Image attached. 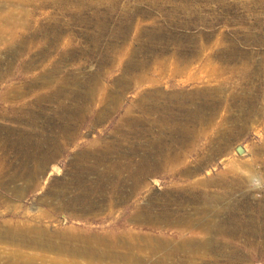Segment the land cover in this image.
Masks as SVG:
<instances>
[{"label":"rangeland","instance_id":"374dc122","mask_svg":"<svg viewBox=\"0 0 264 264\" xmlns=\"http://www.w3.org/2000/svg\"><path fill=\"white\" fill-rule=\"evenodd\" d=\"M31 1L0 0V223L132 230L143 264H264V0ZM199 219L208 253L164 258ZM92 251L66 257L133 264Z\"/></svg>","mask_w":264,"mask_h":264},{"label":"bare ground","instance_id":"6f19581e","mask_svg":"<svg viewBox=\"0 0 264 264\" xmlns=\"http://www.w3.org/2000/svg\"><path fill=\"white\" fill-rule=\"evenodd\" d=\"M34 1L35 0H32L31 4L33 8L35 7L36 9L37 8L42 9L45 6L51 5L52 3L55 2V0H38L36 3ZM59 1L63 6H66L67 4L69 5L72 4L79 6L80 9L81 7L90 8V9L105 7L109 10H114L120 7L119 0H59ZM105 1H108L106 2L107 4L105 3ZM196 1L198 0H151V3L152 6L160 7V9H165V6H167L169 3V5L173 6L175 9L188 10L190 8L198 9L193 6V4ZM204 1L211 2L213 0H204ZM219 2H223V1L219 0ZM128 8L129 6L126 3L123 4V9H128ZM126 17L131 19L130 21L132 22L136 20V18H134L133 16L126 15ZM128 18L126 19L129 20ZM140 19L142 18H139L137 20ZM210 212L212 214H216L218 210L212 208L210 209ZM24 216L25 218L23 217L24 218L23 220L6 219L0 223V241L7 240L10 242V246L8 248L4 246H0V253L1 254L4 253L7 257L10 258L11 264H70V260L72 258L70 259L66 257L67 255H71L72 253H76L77 251L80 250H84V252H87V254L89 253L90 255L93 252L92 250H97V249L104 250L105 257L113 255L112 257L116 259V255H114V253L122 252L117 256V259H121L125 263L130 262L133 264H143L141 255H139V251H141V249L143 248L141 246L143 245L140 246L138 244V241L137 244L134 243L135 233L132 230H125L121 233L119 232H113V233L86 232L85 233L79 231H78L79 233L76 231L75 233H70L68 232V230L53 231L48 229V227H45V225L43 226L42 224H40V222L38 223L35 216L31 217L27 213H25ZM31 220L35 222H32ZM177 223L178 225L180 224L181 226H183L184 230L177 231L178 238L164 239L167 246L166 248L170 246L164 258L175 255L182 256L187 252L194 251V249L199 250L200 252L203 251L205 254H207L208 251L211 249V245H213L215 242L211 244V239L209 240L206 238L201 240V238L199 239V237L201 236V234H210L212 231L217 230L215 229L217 227L216 226L217 221L215 223L210 219H207L206 221H202L199 219V220H190L186 222L177 221ZM195 225L197 226L200 225L199 230L197 228H194ZM188 230L189 232L191 231V234L189 236L187 235L188 237H186L184 231L187 232ZM233 230L231 232H233ZM224 234L227 233L220 234L222 238L225 236ZM152 239L154 241H157L158 244L161 246L159 242L163 240L160 237L154 235L149 236L148 243H151ZM219 239H216L214 241H220ZM192 244H196L197 246L193 247ZM148 246L150 245L148 244ZM187 247L190 249L189 251L186 250ZM238 257L242 262L247 258L240 256ZM88 261H94V260L91 258L88 259Z\"/></svg>","mask_w":264,"mask_h":264},{"label":"water","instance_id":"95a60500","mask_svg":"<svg viewBox=\"0 0 264 264\" xmlns=\"http://www.w3.org/2000/svg\"><path fill=\"white\" fill-rule=\"evenodd\" d=\"M237 151H238L240 154H244V153H246V149H245L242 145H238V146H237Z\"/></svg>","mask_w":264,"mask_h":264}]
</instances>
